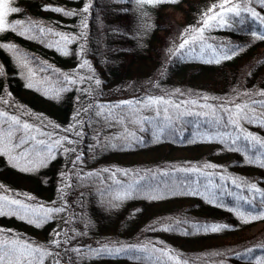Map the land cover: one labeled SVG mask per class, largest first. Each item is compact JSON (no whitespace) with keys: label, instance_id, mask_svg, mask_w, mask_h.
<instances>
[{"label":"trees","instance_id":"1","mask_svg":"<svg viewBox=\"0 0 264 264\" xmlns=\"http://www.w3.org/2000/svg\"><path fill=\"white\" fill-rule=\"evenodd\" d=\"M246 2L229 0L221 11L224 0H11L20 11L7 21L33 25L24 35L0 32V45H13L27 58L18 61L0 46V132L8 142L11 129L9 146L18 144L27 123L23 117L29 115L26 143L10 154L28 150L32 163L19 161L29 169L22 171L0 153V197L6 198L0 241L16 239L50 253L42 261L35 253L33 264H176L177 259L180 264H261L264 228L249 237L245 232L264 219L247 217L251 222L243 223L236 214L238 206L264 208L258 194L252 205L238 199L250 197L253 185V191H264V147L251 139L264 141L259 119L264 96L245 95L264 91V39L250 35L264 30V24L243 11ZM237 4L240 16L226 10ZM248 6L264 16L258 3ZM214 13L225 22L218 23L216 16L204 27ZM241 18L243 24L237 22ZM236 48L231 58L215 62ZM72 79L77 82H68ZM120 97H164L181 104L179 110L169 106L170 114L186 108L205 115H183L165 127L163 112L157 117L154 109L115 101ZM185 101L213 106L220 122L212 109ZM253 101L246 111L256 122L227 123L222 106L234 109ZM13 114L19 124L8 120ZM49 145L53 156L41 164ZM193 167L195 172L179 171ZM139 176L145 177L139 194L119 198L122 186ZM191 188L204 195L188 194ZM209 193H215V203L205 198ZM13 199L27 206L26 213L8 211L16 207L7 204ZM46 208L63 211L39 224L29 222L39 220ZM212 224L228 227L204 230ZM105 246L126 250L95 251ZM140 247L147 250L137 251Z\"/></svg>","mask_w":264,"mask_h":264},{"label":"snow or ice","instance_id":"2","mask_svg":"<svg viewBox=\"0 0 264 264\" xmlns=\"http://www.w3.org/2000/svg\"><path fill=\"white\" fill-rule=\"evenodd\" d=\"M149 2H152V0H149ZM170 2H176V0H170ZM252 2L258 3L261 7H264V0H247V2L245 3L244 7H243V11H246L248 13H250L251 17L254 20H258L261 24H264V16H262L259 12L255 11L254 9H252L251 7H249L248 5ZM229 3V0H224V3H222L219 7L221 9V11H224V5ZM216 6L214 5L213 8H215ZM240 5H232L231 7L227 8L226 10L228 12H232L235 13V16H240V11H238V9H240ZM89 9L88 5H85V7L82 9L83 12L87 13ZM56 12H63L66 15H73L76 13H72V12H67L64 9L61 8H54V9H50ZM20 9L16 8V7H12L11 6V0H0V32L6 31V30H13V31H17L18 34L24 35L27 32H30L32 30V25L33 22L32 21H28L27 22V26L25 21H21V20H17L14 22H9L7 21V17L9 14L11 13H17L19 12ZM212 11V10H210ZM207 15V14H206ZM216 16H220V19L218 21V23H224L225 22V17L220 15V13H214V15L212 16H208L207 19H205L203 21L204 27H208L209 26V21L213 20L216 18ZM230 19V18H228ZM240 24L244 23V18H241L239 21H237ZM215 26V25H213ZM204 27L200 28L198 31L200 33H203L204 31ZM41 33L44 31L43 29L39 30ZM61 35L62 38H64L65 40H70V39H75V37H68L66 34H58ZM250 35L256 36L259 39H264V30H261L259 32L253 30ZM188 43V40H185L179 47L180 49L184 48V45ZM2 47H6L9 50L13 51L14 55L17 57L18 61H25L27 58L23 56L22 53H19L18 50H16L14 48L13 45H0ZM239 49L236 48L234 50H229L228 52L224 53L221 57L217 58L215 62L219 63L220 59H228L231 58V55L234 54L235 51H238ZM211 62V61H209ZM85 65L88 63L86 60L83 62ZM68 78L66 77V80ZM68 82L70 83H76L77 81L75 79L72 80H68ZM80 82H83V77L80 78ZM97 84H99V81H96ZM31 86V85H29ZM63 90V89H61ZM245 95H259V96H264V91H260L257 92L255 94H251V93H245ZM204 100L209 99L208 97H203ZM124 104H127L129 107H133L135 105H143L146 108H150V109H154L156 111V115L157 117H159L161 115V112H163V119L165 122V127H171L173 125V122L175 120L180 119L181 116L183 115H187V116H201V115H205V113H201V112H193L191 110H188L185 108V110L183 112H178L177 114L173 115L169 113V106L173 107L176 110L181 109V104H174L172 101L165 99L164 97H158V98H154V97H148L144 100H138V101H125L123 102ZM183 104H191L194 106H199V107H205V108H210L213 111V118L215 119L216 123L220 122V117L217 116L215 114V109L213 106L211 105H200L198 101H185L182 102ZM230 103L234 104V101H231ZM257 102L253 101L252 104H248V103H244V104H235L234 109L233 108H228L226 106H222L223 111H225L228 114V121L227 123L233 126L238 127L239 126V121H246L248 123H254L256 122V120L258 119L257 117H255L254 115L250 114L249 111H246L247 109H251ZM262 106H264V103H262ZM100 107H105V106H100ZM109 108L111 107H119V105L117 106H108ZM3 114L0 113V116H2ZM108 115H111V113L109 112ZM149 123H151V119L150 118H145ZM260 122L262 124H264V117L259 118ZM8 120L13 121L16 124H19L20 121L17 120L16 117L14 116H9ZM22 127L24 129H29L30 125L27 123H23ZM8 137H9V141L6 142L4 135L2 132H0V153H3L5 155L9 156V160L10 161H15V166L17 167H21L19 164V161L23 160L25 161V164H30L32 163V161L28 158L29 157V151L25 150L19 153H16L15 156L11 155L10 152L13 148L19 147L20 145H23L24 143H26V141L24 139H20L18 144L15 145H11L9 146L10 143V138L12 135V130L9 129L8 131ZM32 139H35V137H32ZM251 139L253 141H255L256 143L260 144L261 147H264V141L259 140L256 136H251ZM235 141H233L234 143ZM40 143H44L43 141H40ZM57 145H59L61 143L60 140H57L55 142ZM68 143H72L71 140L68 141ZM115 146V145H113ZM52 148L53 145H49L48 146V157L44 160L41 161V164L46 163L47 159L52 158L53 156V152H52ZM65 151H69V149H65ZM71 151H74V149H72ZM81 159L80 156H77L76 160L79 161ZM75 163V161H74ZM260 166L264 167V160L261 161ZM204 167L206 168H211L214 167L212 165H205ZM22 171H26L29 170L27 167H21ZM103 171L107 172L109 171L108 169H104ZM118 172H121L122 175L124 176H129V172L125 171V170H119L117 169ZM179 171H192L195 172L196 169L190 168V169H179ZM164 175H167V173H163ZM88 175H95L94 173H89ZM114 175V174H113ZM145 177L144 176H139L138 178H133L132 182L127 186V188H123L122 186V195L119 198H126V197H130L134 194H139L140 192V188L138 187V185L140 184V181L143 180ZM223 179V177L221 178ZM117 183H119L117 181ZM68 187H71V185H67ZM237 187H239V185H237ZM255 188V186L253 185L252 187H250L248 189L249 192L252 193V195L250 197L248 196H240L238 197V199L244 200L245 204H249L252 205V201L256 198L257 194L260 196L261 198V203L264 204V191H261L260 189H255L253 191V189ZM171 190V189H170ZM207 191V190H205ZM188 194L191 195H204V193L200 192L197 188H191L188 192ZM215 196V193H209L208 196H206L205 198L209 200L210 203H215V199L212 198ZM150 198H158L156 195L151 196ZM5 197H0V215L4 214V209L6 207L4 201H5ZM8 205H15V208L9 207L8 211L9 212H13L16 213L17 215H19L21 212H25L27 210V206L25 204H23L20 200H9L7 201ZM255 208V205H253V209ZM33 212H36V209H32ZM43 211V215L39 218V220L37 221H33L31 219H29V222H36L37 224H39L40 222L46 221L47 219H50L52 217L53 214H58L61 211H63V208H46V209H42ZM236 214L238 216V218L241 220V222L243 223H248L251 222L249 219H247V217H256V218H260V219H264V208H261L260 211H254V210H248V209H240V206L237 207L236 209ZM21 218H27V216H23ZM228 227L227 225H219V224H212V225H205L204 226V230L205 231H212V232H218L224 228ZM54 243H56L57 245L59 244V241H54ZM126 249L124 247H107L105 246L102 249H98L95 250L97 252L99 251H104V252H109V253H120L125 251ZM137 251H141L144 252L146 251V247H140L136 249ZM78 251V250H77ZM249 251H252L251 249ZM39 252L40 253V261L43 260V257L46 255H49L50 253H48L46 250L42 251L39 248H35L32 247L30 244L28 243H19L16 239L11 240L10 242H3L0 241V264H33V260L35 259V253ZM166 254V253H165ZM169 259H172L171 256H169ZM176 264H180L179 259L176 260ZM185 264H187V262H185ZM261 264H264V261L261 262Z\"/></svg>","mask_w":264,"mask_h":264},{"label":"rangeland","instance_id":"3","mask_svg":"<svg viewBox=\"0 0 264 264\" xmlns=\"http://www.w3.org/2000/svg\"><path fill=\"white\" fill-rule=\"evenodd\" d=\"M171 12L174 14V17H176V19L177 20H180V18H181V15H180V13L179 12H177V11H172L171 10ZM111 98L112 97H109V95L106 97V99H105V101H106V103H107V101H111ZM127 100V97H120V98H117L115 101H126ZM15 102H17V101H15ZM14 111H15V115H16V113H17V110L16 109H14ZM18 113H20V112H18ZM13 114V115H14ZM23 114V113H22ZM14 115V117H16V116H21V114L20 115H16L15 116ZM26 115V114H25ZM17 118V117H16ZM23 119H25V121H27V123L28 124H30L29 123V115L28 116H26V117H23ZM33 127V126H32ZM24 131V140L27 138V136H28V132H29V130L28 129H24L23 130ZM264 228V224H262V223H259V224H256V225H254L253 227H251L250 229H248L246 232H245V235L247 236V237H249V236H253V235H256L257 233H259V231L260 230H262Z\"/></svg>","mask_w":264,"mask_h":264}]
</instances>
